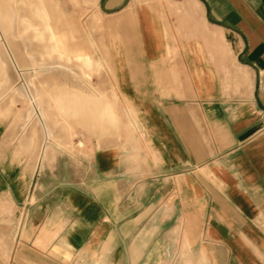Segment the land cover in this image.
Wrapping results in <instances>:
<instances>
[{"label":"crops","instance_id":"1","mask_svg":"<svg viewBox=\"0 0 264 264\" xmlns=\"http://www.w3.org/2000/svg\"><path fill=\"white\" fill-rule=\"evenodd\" d=\"M42 3L120 98L41 145L0 86V264H264V0Z\"/></svg>","mask_w":264,"mask_h":264},{"label":"rangeland","instance_id":"2","mask_svg":"<svg viewBox=\"0 0 264 264\" xmlns=\"http://www.w3.org/2000/svg\"><path fill=\"white\" fill-rule=\"evenodd\" d=\"M42 2L0 0V86L32 108L43 124L41 145L65 135L72 146L88 130L77 120H86L91 100L105 110V100L116 103L120 96L102 58L105 44H91L89 27L75 25L57 5L43 10Z\"/></svg>","mask_w":264,"mask_h":264}]
</instances>
